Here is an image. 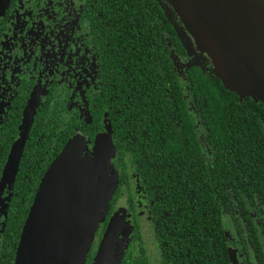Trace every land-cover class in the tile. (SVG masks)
Masks as SVG:
<instances>
[{
	"label": "trees",
	"instance_id": "trees-1",
	"mask_svg": "<svg viewBox=\"0 0 264 264\" xmlns=\"http://www.w3.org/2000/svg\"><path fill=\"white\" fill-rule=\"evenodd\" d=\"M98 3L100 7L91 9L87 16L93 21V38L101 41L103 61L116 62L112 80L117 79V86L104 91L101 109L94 110V118L91 114L87 123L77 117L60 119L64 102L51 94L39 100L29 128L42 139L36 136L31 141L27 159L22 157L20 170L18 162L14 176L16 194L5 232L9 262L13 264L31 206L57 158L50 164L42 160L51 155L45 150L46 139L53 136L61 154L80 134L73 133V123L84 124V132L95 139L103 116L108 115L105 125L117 138L113 141L114 157L120 155L123 163L146 179L144 188L154 202L153 208L158 207L160 217L162 214L164 221L179 230L180 240H186L182 237L186 221H179L176 212H195L198 224L203 221L213 229L209 236L213 244L225 241L226 228L245 233L250 264H264V102L252 95L240 98L227 89L214 72L212 59L207 69L200 64L177 67L172 47L186 57L187 49L159 0ZM98 9L102 16L96 14ZM180 22L183 25L181 18ZM193 41L195 50L203 52ZM66 122L65 131L58 133V125ZM92 122L97 125L95 130ZM126 173H119L109 209L114 201L131 194L130 172ZM189 227L186 234L191 231ZM193 228V238L201 239L204 228ZM233 242L229 239L230 245ZM141 258L136 262L141 263Z\"/></svg>",
	"mask_w": 264,
	"mask_h": 264
},
{
	"label": "flooded vegetation",
	"instance_id": "flooded-vegetation-1",
	"mask_svg": "<svg viewBox=\"0 0 264 264\" xmlns=\"http://www.w3.org/2000/svg\"><path fill=\"white\" fill-rule=\"evenodd\" d=\"M97 3L98 0H10L0 17V264H12L9 262L11 252L6 247L9 238L5 237V232L9 210L12 209L16 194L14 178L3 185L1 181L11 149L24 132V115L30 98L35 92L39 94V100H45L51 94L56 101L64 102L60 119L77 117L90 122V115L94 110H100L104 103V91L117 86V79L112 80L116 62L103 61L102 51L99 49L101 41L93 38V21L87 16L92 13L91 9L100 7ZM100 10L96 14L102 16ZM169 20L180 36V26L177 27L170 18ZM172 52L177 67H189L186 56L180 55L175 47H172ZM113 101L117 105L116 100ZM109 110L105 112L109 114ZM91 116L94 118L93 114ZM107 119L108 115L103 116L102 128L95 132V137L106 130ZM30 122L31 118L25 132L19 170L20 164L24 163L21 161L22 157L27 159L30 143L37 136L33 134V127L29 128ZM47 123L45 121L46 129L49 127ZM67 123L58 125L57 132H64ZM91 124L95 130L97 125L93 122ZM73 129V133L80 131L90 147L95 144L96 138L91 139L84 132V124L73 123ZM39 134L44 135L41 131ZM112 138L116 142L114 133ZM37 139L41 140L42 137L37 136ZM46 143L48 147L45 150L47 153L50 151L51 155L42 160L47 159L50 164L51 160L60 156L61 148L51 135ZM207 149L211 154V148ZM88 150L90 151L89 148ZM112 162L121 175L130 172L131 194L114 201L105 221L95 233L87 264L94 262L112 214L121 209L129 214L126 220L130 226L129 242L121 264H228L230 249L236 250L238 264H250L244 241L245 233L236 234L226 228L225 241H215L213 244L209 239L213 229L209 230L203 221L198 224L195 212H176L179 221H186L182 225V237L186 240H180L177 237L179 230L164 221L162 214L160 217L158 207L153 208L154 202L146 194V179L142 174L136 172L131 165L123 163L118 154ZM124 187L126 188L125 185ZM144 213L148 214L146 223L142 221ZM188 220L190 223H187ZM188 226L191 230L187 233L189 236L186 234ZM193 227L204 228L201 239L193 238L196 231ZM229 239L234 241L231 245ZM15 249L17 253L18 246ZM140 255L144 260L141 258V263H137L136 258ZM15 260L16 255L13 264Z\"/></svg>",
	"mask_w": 264,
	"mask_h": 264
},
{
	"label": "water",
	"instance_id": "water-1",
	"mask_svg": "<svg viewBox=\"0 0 264 264\" xmlns=\"http://www.w3.org/2000/svg\"><path fill=\"white\" fill-rule=\"evenodd\" d=\"M9 2L0 0V17ZM168 2L197 47L211 57L214 72L224 86L240 98L252 95L264 102V0ZM78 138L86 140L80 134L74 136L46 173L24 225L15 264L85 263L99 228L94 197L103 196L100 220L104 222L119 172L112 162L113 139L108 135L96 137L93 160L100 171L90 172L89 156L78 147ZM103 165L110 173L101 175ZM120 214L123 216L122 212L113 215ZM125 217L124 214V221ZM114 223L109 220L92 264H108L105 253L109 248L118 258L112 264H120L129 242L130 226L123 233L122 246L117 248L116 239L111 243L107 236L115 232L117 237L119 229ZM230 259L238 264L236 250L230 249Z\"/></svg>",
	"mask_w": 264,
	"mask_h": 264
},
{
	"label": "rangeland",
	"instance_id": "rangeland-1",
	"mask_svg": "<svg viewBox=\"0 0 264 264\" xmlns=\"http://www.w3.org/2000/svg\"><path fill=\"white\" fill-rule=\"evenodd\" d=\"M160 3L162 4V6L164 7V9L166 10V12L168 13V15L170 16L169 18L178 26H180L178 28V30H180L179 32H181L180 36L183 34V37L182 40H183V43L188 51V56H187V59H186V62L188 64H200L202 65L203 67H206V69L210 66L211 64V58L209 57L208 54H206L205 52H197L193 46V38L190 36V34H187L186 30H184L183 28V25L182 23L180 22V18L179 16L175 13L174 9H172L170 3L168 2V0H159ZM186 31V32H185ZM39 94L37 92H35L32 97L30 98L27 106H26V111H25V115H24V132L22 133V135L16 140L15 144L13 145L12 149H11V152H10V155L8 157V161H7V164L5 166V169H4V173H3V177H2V181H1V184L3 185L4 183H7V182H11L15 176V173H16V170H17V165H18V161H19V158L21 156V152H22V148H23V145H24V140H25V132L28 128V122L30 120V117H31V114L33 113V111L35 110L37 104H38V101H39ZM106 135L109 136L110 139H112V136H111V133H110V129L108 126H106V130H104L103 132H101L100 134H98V138H101V137H105ZM81 136V135H80ZM77 143H78V147H80L83 155H87L89 156V159H88V162L89 163V168H90V172L91 170L92 171H100V170H97V166L96 164L94 163V157H95V154L93 153L95 150V145L91 146L90 147V144L87 140L81 138L77 140ZM110 147H111V144H109ZM90 149V151L88 150V148ZM86 158V157H84ZM109 158H110V155H109ZM110 160V159H109ZM109 160L107 161V163H109ZM103 163H104V159H102ZM105 172L108 174L110 173V171L105 167V165H103V169H102V172H101V175H105ZM96 175V174H95ZM97 198L94 197V200L96 201V203L98 204V206H96V223H97V227H100V225L102 224V221L100 220V218L102 217V213L101 210L103 209V206L100 199H102L103 196H100V195H96ZM118 212H122L123 213V216L125 214V216L127 217V212H124L122 209ZM117 212V213H118ZM114 214V213H113ZM111 216L110 220H112V222H115V226L118 227L119 229V232H118V235L116 237V233H112V234H108L107 236L110 238L111 240V243L113 241V239H116V243L118 245L117 248L119 246H122V239L125 240L123 238V233L125 231H127V229L129 228L128 224H127V220H126V217H125V221L123 220V216L122 214L120 215H113ZM144 219H142L143 223H146L145 221V218L148 217V214L147 213H144ZM148 228L146 227L145 228V231H147ZM128 232V231H127ZM129 233V232H128ZM129 235V234H128ZM95 238V237H94ZM101 243V242H100ZM100 243H99V246H98V250H99V247H100ZM98 253V251H97ZM105 258L107 260V263L108 264H112L115 260H116V263L118 261V258L116 259V253L115 251L111 250L110 248L107 249V252L105 253ZM120 253H118V257H119Z\"/></svg>",
	"mask_w": 264,
	"mask_h": 264
}]
</instances>
